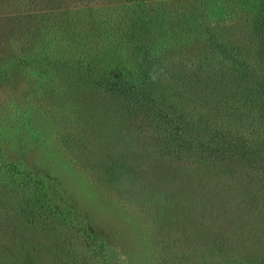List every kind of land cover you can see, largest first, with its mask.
I'll return each instance as SVG.
<instances>
[{
	"label": "rangeland",
	"instance_id": "rangeland-1",
	"mask_svg": "<svg viewBox=\"0 0 264 264\" xmlns=\"http://www.w3.org/2000/svg\"><path fill=\"white\" fill-rule=\"evenodd\" d=\"M238 3L224 0L223 4L231 7L230 15L219 24L210 18L209 25L222 27L226 37L238 40L243 57L237 58L256 65L251 74L236 76L238 71L233 69L229 75V57L216 56L212 51L204 53L206 45L196 44L193 39L192 44L185 42L180 49H171L167 57L138 60H156L151 70L161 83L158 87H173L181 94L170 97L169 112L176 114L171 105L184 109L188 122L194 117L199 121L206 114V122L212 127L223 125L238 137L248 134L249 141L256 144L260 137L264 138V96L259 87L264 63L259 66L261 42L254 34V15L239 8ZM141 4L172 11L176 21L182 11L190 12V6L197 7L199 3L0 0V264H211L212 251L208 246L213 236L234 245L236 254L243 257L247 252L243 251L245 245L238 243L242 242L240 233L251 228L241 217L252 222L259 220L264 227V193L256 196L259 190L250 192L249 197L253 193L255 198L249 202L232 191V184L219 176V154L202 153L206 157L202 167L189 161L191 164H185L192 169L188 170L179 161L184 158L179 156L181 149L176 145L170 147L172 155L163 152L166 156L161 159L159 171L165 179L156 189L161 196L156 194L172 214L152 219L146 211V193L135 199L136 191L129 192L130 188L123 184L99 182L85 165L86 158L67 147L64 135L70 129L73 135L67 139L83 137L88 123L102 130L114 128V124L110 123L111 116H107L108 108L103 102L93 104L99 97L88 94L90 104L83 105L80 94L64 87L66 74L61 67L90 60V68L106 69L111 64L125 67L122 72L129 78V64H124L128 57H76L82 55L83 47L78 46L77 54L72 53L75 51L68 44L67 28L75 32L74 45L88 42L89 31L78 27H94L97 11ZM82 44L88 47V43ZM38 58L42 62L35 65ZM235 100L238 103L234 104ZM234 106L239 107L237 115L233 113ZM119 117L117 124L124 127L129 118ZM112 120L116 122L117 118ZM132 123L143 122L139 119ZM176 125L179 120L175 117L170 138H176ZM195 125L200 129L198 133L207 130L204 123ZM105 131L111 136L109 130ZM197 132L192 131L193 138H197ZM146 134L141 139L147 140H140L146 142L144 151L157 148L158 140L166 139L158 132ZM235 161L224 163L227 172L239 171L240 163ZM255 184L260 188L253 180ZM202 219L207 225L202 224ZM159 223L172 227L163 233V241L157 237ZM166 252H170L169 256ZM224 256L215 264H238L236 257Z\"/></svg>",
	"mask_w": 264,
	"mask_h": 264
},
{
	"label": "trees",
	"instance_id": "trees-1",
	"mask_svg": "<svg viewBox=\"0 0 264 264\" xmlns=\"http://www.w3.org/2000/svg\"><path fill=\"white\" fill-rule=\"evenodd\" d=\"M223 1L197 0L199 3L197 7L190 6V12L182 11L184 13H180L176 21H174L176 16L174 17L172 11L153 9L142 6V4L138 7L130 5L121 10L112 8L110 11H97L98 14L94 17V24H96L94 27H86V29L81 25L78 27L85 32L89 31V33H85L88 42H83L82 39L83 41L78 45L77 43L74 45L76 35L72 33L75 32L71 28H67L70 30V33L67 34L68 44L75 51L72 53H76L78 46L83 47L82 55L76 57L129 58L124 63L129 64L128 80L122 72L126 70L125 67L122 69L118 65L114 66V64L107 66L106 69H97L95 67L90 68L92 67V64L89 63L90 60H84L79 65L70 62L69 65L61 67L66 74L64 87L73 94H80L83 99L80 102L83 105L90 104L88 103V94L91 98L94 95L99 97V101H93V104L103 102L108 108L106 109L107 116H111L109 121L114 124L111 125L114 128L102 130L93 123H88L86 129H83L85 132L83 137L67 139L73 135V131L70 129L64 135L66 136L64 139H66L67 147L69 150H76L80 157L86 158L83 162L99 182H109L113 185L116 183L118 185L123 184L130 188L129 192L131 189L132 193L136 191V194H133L134 198L146 193V211L152 219L157 217L164 219L167 215L171 216L172 214L167 204L156 194L157 192L160 195V191L156 189L160 188V183L164 182L165 179L162 177V172L159 171L161 159L166 156L163 152L171 154L170 147L175 145L181 149L179 156L184 158L179 161L184 164L190 163L189 161L196 162L197 167H202L203 160L206 159L204 154L201 155L202 153L219 154L221 157L218 158V156L217 161L221 164L218 167L220 178L224 179L226 183H231L232 191H235L238 196H242L243 200L249 201L255 198L253 193L249 197L250 192L259 190L260 193H257L256 196L264 193L262 191L264 185V138L260 137V142L254 144L249 141L248 134L238 137L226 131L227 128L223 125L212 127V123L206 122V114L199 121H196L194 119L196 117H194L192 122H188L185 110L175 109L174 105L171 106L176 114H172L168 111L170 97H180L181 94L173 87H169V89L158 87L161 83L153 77L154 73L151 70L157 63L156 60H147L142 63L138 60V57H167V52L171 49L172 51L173 49H180V44L185 42L192 44L191 39H193L196 44L206 45L207 48L203 49L204 53L208 54L212 51L216 56L229 57L231 60V63L228 62L231 66L227 70L229 75H232L230 71L233 69L238 71L236 76L244 77L251 74L256 65L237 58L243 57L237 44L238 40L233 39V37H226L222 27L221 29L219 26L211 28L209 25L211 19L214 24H219L230 15L231 7L225 6ZM237 2H240V4L238 3L239 8H246L254 15V28L256 29L254 34H258L257 38L261 42L258 50L260 66L264 63V0H237ZM178 33L179 35H177ZM82 43H88V47L85 48V44ZM41 62L38 58L34 64H41ZM56 63L58 64V62ZM131 64L135 71H133ZM53 66L55 69L56 66ZM260 74L259 87L264 96V72ZM105 92L109 93L110 96L107 97ZM157 93L160 95L157 96ZM126 101H128L127 105H125ZM237 101L235 100L234 104L238 103ZM262 103L264 104V99ZM121 107L124 108L123 113ZM234 108L233 113L237 115L239 107L234 106ZM119 116L124 119L125 117L129 118L125 119L126 125L124 123V127L117 124L118 118L121 120ZM175 117L179 120V125H176L174 131L176 138L173 139L169 136ZM112 118H117L116 122ZM139 119L143 122L142 124L136 125L134 123L132 125V122L139 121ZM194 123H204L207 130L198 133V128ZM262 125L264 131L263 122ZM105 130H109L111 136L106 135ZM150 131L158 132L166 139L164 142L159 141L161 140L159 139L160 145L157 148L144 151L142 149L146 142L143 141H146L147 138H141ZM192 131L198 133L197 138L192 137ZM114 132L116 133L114 134ZM101 133L105 134L102 135ZM249 135L251 134L249 133ZM198 153L199 155H197ZM233 159L238 165L240 163L239 171L227 172L224 163L232 162ZM185 166L188 170L192 169L187 164ZM233 173L234 175H232ZM103 176H105L104 179ZM253 180L255 183L258 182L260 188L256 184L253 185ZM130 196L132 197L131 193ZM196 213L200 215L198 211ZM242 219L246 221V226L251 228V230L244 232L245 234L240 233L242 242H238L241 247L245 245L243 251L246 250L247 256L237 255L234 251V245L231 247L223 242V238L213 236L208 246V250L212 251L211 264H215L216 259L224 260L226 258L224 255L236 257L238 264H264V227L259 225V220L256 223L250 221V218L246 220V217H241ZM262 219L261 221H263ZM201 222L207 225L205 220L202 219ZM158 227L160 229L157 231V237L163 241L164 239H161L165 236L163 233H168L172 227L160 223ZM165 254L169 256L170 252Z\"/></svg>",
	"mask_w": 264,
	"mask_h": 264
}]
</instances>
